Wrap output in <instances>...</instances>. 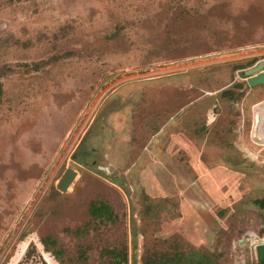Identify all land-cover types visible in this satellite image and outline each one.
Masks as SVG:
<instances>
[{
	"label": "rangeland",
	"instance_id": "obj_1",
	"mask_svg": "<svg viewBox=\"0 0 264 264\" xmlns=\"http://www.w3.org/2000/svg\"><path fill=\"white\" fill-rule=\"evenodd\" d=\"M255 52L264 0H0V264H258Z\"/></svg>",
	"mask_w": 264,
	"mask_h": 264
},
{
	"label": "trees",
	"instance_id": "obj_2",
	"mask_svg": "<svg viewBox=\"0 0 264 264\" xmlns=\"http://www.w3.org/2000/svg\"><path fill=\"white\" fill-rule=\"evenodd\" d=\"M223 93L224 94L226 93L229 97L234 96V92L232 91L231 92L226 91ZM260 205L264 207V200L260 201ZM89 213L92 216V218H95V219L104 218V217L108 219H113L116 216L111 206L104 201L91 202L89 206ZM107 253L111 254L112 256L111 257L112 260L110 261V264H129V252H128L127 246L121 249L113 248L112 250H108ZM202 255L201 257H199L200 255L198 256L194 253V264H207L208 260L206 259L205 261L204 256Z\"/></svg>",
	"mask_w": 264,
	"mask_h": 264
},
{
	"label": "water",
	"instance_id": "obj_3",
	"mask_svg": "<svg viewBox=\"0 0 264 264\" xmlns=\"http://www.w3.org/2000/svg\"><path fill=\"white\" fill-rule=\"evenodd\" d=\"M238 74L241 78H247L248 83L250 86H256L258 84L264 83V60L260 61L258 64L253 66L248 70H240ZM77 172L73 169H68L63 177L61 178L60 182L58 183V188L66 191L69 185L73 182L74 178L76 177ZM248 239V235L246 236ZM244 242H242L243 244ZM257 257H258V264H264V243L257 245Z\"/></svg>",
	"mask_w": 264,
	"mask_h": 264
},
{
	"label": "flooded vegetation",
	"instance_id": "obj_4",
	"mask_svg": "<svg viewBox=\"0 0 264 264\" xmlns=\"http://www.w3.org/2000/svg\"><path fill=\"white\" fill-rule=\"evenodd\" d=\"M260 54H254V53H249L247 55H243V57H241V60H244L243 62V65L242 67L239 69V71L241 70H248L250 68H252L253 66H255L256 64H258L260 61L264 60V57H257L259 56ZM251 59V58H255L254 59V62L252 63H248L249 60L248 59ZM244 83L246 84V87L249 89L248 92H246L243 96L244 98L242 99V106H241V112L245 113H249V111H247L248 109V105H247V102H248V98L251 97L252 95V92L255 90H257L258 88L261 89L260 87L264 84H258L256 86H250V84L248 83V79L247 78H241ZM233 85V84H232ZM253 108L255 109H259L260 112H264V98H261V99H258V101H256L253 105ZM246 113V114H247ZM81 153H83V150L81 149L80 150ZM82 158L86 157V155H81Z\"/></svg>",
	"mask_w": 264,
	"mask_h": 264
},
{
	"label": "bare ground",
	"instance_id": "obj_5",
	"mask_svg": "<svg viewBox=\"0 0 264 264\" xmlns=\"http://www.w3.org/2000/svg\"><path fill=\"white\" fill-rule=\"evenodd\" d=\"M262 114V113H261ZM264 115V114H263ZM257 123V122H256ZM256 125V124H255ZM262 126V125H261ZM260 135H261V137L262 138H264V132L262 131L261 133H260Z\"/></svg>",
	"mask_w": 264,
	"mask_h": 264
},
{
	"label": "crops",
	"instance_id": "obj_6",
	"mask_svg": "<svg viewBox=\"0 0 264 264\" xmlns=\"http://www.w3.org/2000/svg\"><path fill=\"white\" fill-rule=\"evenodd\" d=\"M254 54H262L261 52L260 53H257V52H255ZM240 59H241V57H240ZM229 98V97H228Z\"/></svg>",
	"mask_w": 264,
	"mask_h": 264
},
{
	"label": "built area",
	"instance_id": "obj_7",
	"mask_svg": "<svg viewBox=\"0 0 264 264\" xmlns=\"http://www.w3.org/2000/svg\"><path fill=\"white\" fill-rule=\"evenodd\" d=\"M239 58V57H238Z\"/></svg>",
	"mask_w": 264,
	"mask_h": 264
}]
</instances>
